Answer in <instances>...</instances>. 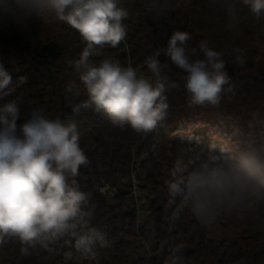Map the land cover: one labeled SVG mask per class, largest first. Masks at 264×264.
Masks as SVG:
<instances>
[{"label":"trees","instance_id":"16d2710c","mask_svg":"<svg viewBox=\"0 0 264 264\" xmlns=\"http://www.w3.org/2000/svg\"><path fill=\"white\" fill-rule=\"evenodd\" d=\"M148 2L125 0L130 13L126 39L116 48L102 49L90 58L92 62L112 58L151 78L146 58L165 48L174 31H187L192 36L189 49L207 41L223 54L235 88L222 94L218 107H189L185 73L161 55L162 74L179 87L166 93V120L146 134L114 127L103 112H73L87 99L72 66L86 46L78 32L54 16L0 17V62L14 81L27 77L0 103L18 101V123L33 109H42L50 119L76 122L80 145L90 160L81 168L80 182L92 194V224L110 242L108 247H96L94 257L63 241L47 248L37 245L25 256L18 242H10L0 248V264H165L170 248L178 244H183V264H264V204L254 211L222 213L208 229L187 210L179 220L167 219L171 210L165 208L164 190L167 170L178 156L209 144L224 145L234 131L246 133L254 115H264V17L255 19L239 0H167V10L160 15L148 10ZM230 3L235 5L236 20L229 14ZM236 49L246 57L243 66L235 63ZM69 85L72 92L67 91ZM134 179L148 195L145 217L138 207L128 205L129 194L123 191Z\"/></svg>","mask_w":264,"mask_h":264},{"label":"clouds","instance_id":"9594fccd","mask_svg":"<svg viewBox=\"0 0 264 264\" xmlns=\"http://www.w3.org/2000/svg\"><path fill=\"white\" fill-rule=\"evenodd\" d=\"M239 2L255 19L264 17V0ZM147 7L160 15L167 10V0H149ZM229 14L237 19L232 3ZM33 15L54 16L86 44L72 64L87 93V99L73 107L75 113L91 109L106 114L120 129L130 127L145 134L155 130L168 117L166 93L179 87L162 74L161 55L185 73L189 107H218L222 94L234 92L223 54L207 41L189 49L192 36L187 31H174L165 48L146 58L151 78L112 58L92 62L94 54L116 48L126 39L130 13L125 0H0V17ZM235 52V63L243 66L245 55L240 49ZM200 53L202 58H191ZM26 82L24 76L14 81L0 62V101ZM67 91H73L71 85ZM20 119L16 99L0 103V248L18 242L21 254L27 256L37 245L47 248L63 241L94 257L96 247H108L110 242L93 226L92 194L80 182L81 168L88 167L90 160L80 145L76 122L50 119L42 109L31 110L18 123ZM191 151L178 156L167 170L165 208L171 210L167 219L179 220L187 210L201 226L212 229L222 213L254 211L264 204V115H254L248 131H234L224 145ZM182 249L183 244L170 248L165 264H183Z\"/></svg>","mask_w":264,"mask_h":264},{"label":"rangeland","instance_id":"374dc122","mask_svg":"<svg viewBox=\"0 0 264 264\" xmlns=\"http://www.w3.org/2000/svg\"><path fill=\"white\" fill-rule=\"evenodd\" d=\"M100 54H101V50L99 51V54H94L92 57L99 56ZM105 190H108V187ZM123 191L129 194L127 197L128 205L131 204L135 207H138L142 216L145 217L146 209L144 208V203L148 195L145 191L141 190L140 186L138 185V182H136V179L132 180V185L129 184L125 186Z\"/></svg>","mask_w":264,"mask_h":264}]
</instances>
